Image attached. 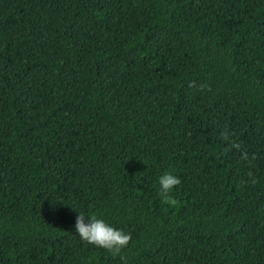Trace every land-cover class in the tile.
<instances>
[{"label":"trees","instance_id":"1","mask_svg":"<svg viewBox=\"0 0 264 264\" xmlns=\"http://www.w3.org/2000/svg\"><path fill=\"white\" fill-rule=\"evenodd\" d=\"M0 264H264V0H0Z\"/></svg>","mask_w":264,"mask_h":264},{"label":"clouds","instance_id":"2","mask_svg":"<svg viewBox=\"0 0 264 264\" xmlns=\"http://www.w3.org/2000/svg\"><path fill=\"white\" fill-rule=\"evenodd\" d=\"M160 190L167 192L173 185L178 183V177L165 172L157 180ZM73 219L72 231L78 237L97 247H101L112 252H117L126 245L129 235L118 228L107 224L103 219L96 218L95 214L85 215L76 212Z\"/></svg>","mask_w":264,"mask_h":264}]
</instances>
